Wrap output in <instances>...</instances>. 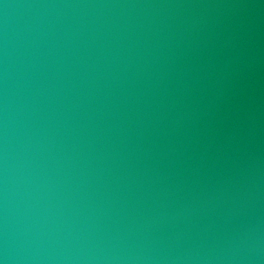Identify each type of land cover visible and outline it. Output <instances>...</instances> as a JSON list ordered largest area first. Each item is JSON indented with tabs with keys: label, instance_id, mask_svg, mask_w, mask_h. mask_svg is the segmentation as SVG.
Here are the masks:
<instances>
[{
	"label": "water",
	"instance_id": "1",
	"mask_svg": "<svg viewBox=\"0 0 264 264\" xmlns=\"http://www.w3.org/2000/svg\"><path fill=\"white\" fill-rule=\"evenodd\" d=\"M0 264H264V0H0Z\"/></svg>",
	"mask_w": 264,
	"mask_h": 264
}]
</instances>
